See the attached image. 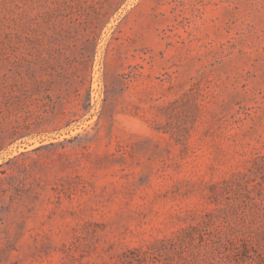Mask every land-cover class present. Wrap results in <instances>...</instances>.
Returning a JSON list of instances; mask_svg holds the SVG:
<instances>
[{"label": "rangeland", "instance_id": "1", "mask_svg": "<svg viewBox=\"0 0 264 264\" xmlns=\"http://www.w3.org/2000/svg\"><path fill=\"white\" fill-rule=\"evenodd\" d=\"M0 264H264V0H0Z\"/></svg>", "mask_w": 264, "mask_h": 264}]
</instances>
